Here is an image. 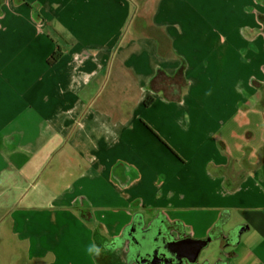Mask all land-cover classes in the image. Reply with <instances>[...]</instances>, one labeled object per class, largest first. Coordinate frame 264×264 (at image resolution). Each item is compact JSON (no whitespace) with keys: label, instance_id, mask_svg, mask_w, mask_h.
<instances>
[{"label":"crops","instance_id":"crops-1","mask_svg":"<svg viewBox=\"0 0 264 264\" xmlns=\"http://www.w3.org/2000/svg\"><path fill=\"white\" fill-rule=\"evenodd\" d=\"M155 3L0 0V229L86 264L136 212L227 219L248 228L211 264H264V0ZM181 65L179 98L151 89Z\"/></svg>","mask_w":264,"mask_h":264},{"label":"flooded vegetation","instance_id":"flooded-vegetation-1","mask_svg":"<svg viewBox=\"0 0 264 264\" xmlns=\"http://www.w3.org/2000/svg\"><path fill=\"white\" fill-rule=\"evenodd\" d=\"M151 219H145V226L147 228ZM162 222H157V225H150L143 231L140 230L139 224H134L130 228L128 237L122 236L112 241L110 253H104L103 260L109 261V264H198L202 263L204 259L198 257V262L194 260L193 249L186 250L184 254H177L174 246L180 243L191 242L187 234L181 230L179 222H170L164 216ZM167 225L168 229L165 227ZM164 229V230H163ZM166 229V230H165ZM166 237L163 239V237ZM187 238L186 240H182ZM124 239V240H123ZM166 241V243H163ZM124 244V248L118 249V244ZM164 244L170 246L169 251L165 252ZM123 246V245H122ZM202 252V251H201ZM101 257V254L97 258ZM205 264V263H203ZM207 264V263H206Z\"/></svg>","mask_w":264,"mask_h":264},{"label":"rangeland","instance_id":"rangeland-1","mask_svg":"<svg viewBox=\"0 0 264 264\" xmlns=\"http://www.w3.org/2000/svg\"><path fill=\"white\" fill-rule=\"evenodd\" d=\"M142 1L143 0H128L129 5L130 6L133 5V8H131L132 12H134V10L137 8V6L141 7ZM145 1L147 3V6H149V8H153L156 5L155 0H145ZM138 10H140V9H138ZM135 32L137 33V30ZM178 70H179V68L176 70L175 73H177ZM122 78H124L123 75L119 74L117 81L114 83L116 86H118V88L122 87V85L126 81L125 79L122 81L121 80ZM75 175H77V174L58 176V178L61 180L57 181V184H56L57 189L61 188V186L59 185L60 181H61L62 185H64L67 180L71 181L70 179L74 178ZM145 215H146L145 216L146 220L151 219V218H149V216H152V215H150L148 213ZM115 241H116V238H114L113 242H115ZM12 243L14 244L13 247H12ZM111 245H112V241H111ZM122 245L118 244L117 248L121 250L122 247L124 248V244H122ZM237 246H239V244L235 245V247H237ZM109 249L110 248L108 246H103L102 248H100V254H101L100 258L99 257L97 258L98 255H96V254H92L90 256V253H87L83 256V260H87L86 264H91V263H89V259L91 257L92 261H97V262H99V264H109V261L103 260L104 253H110ZM229 250H231V246H227L225 248L224 256L230 255ZM222 254L223 253L219 247V243L217 241H211L207 245V247L203 248L201 255H200V258L201 259H208L211 262V260L216 259L217 257H219ZM53 258H54V256L52 254H50L48 256H37V255L30 254L28 249H27L26 243H21V242L18 243L16 240H14V238L11 237V235L9 234V230L7 228V223H5V225H4V231L2 229H0V264H53V262H54ZM235 260H236V258H235ZM67 264H69V263L67 262Z\"/></svg>","mask_w":264,"mask_h":264},{"label":"water","instance_id":"water-1","mask_svg":"<svg viewBox=\"0 0 264 264\" xmlns=\"http://www.w3.org/2000/svg\"><path fill=\"white\" fill-rule=\"evenodd\" d=\"M162 214H158L150 223V225H157V222H162ZM227 220V219H226ZM226 220H220L219 223L214 227L213 230H211V232L204 238H194L191 236H188L189 240L191 242L189 243H180L174 247L175 251L177 254H181V256L184 254V252L186 250H191L193 249V253H194V260L198 262V257L201 253V251L203 250V248L207 247V245L213 241L214 239L219 238L220 239V248H224L230 244H237L239 242V237L240 235L243 233V231L247 230V226L242 225V224H238L236 226H234L233 228H231L230 230H228V232H225L223 229V224L225 223ZM139 224V228L141 231H143L144 229L147 228H143L145 226V218L142 212H136L133 216V220L127 224L125 226V228L123 229L122 234L125 237H128V233H130V228L134 225V224ZM167 229V225L165 226ZM164 230V229H163ZM166 230V229H165ZM169 230V229H168ZM166 237L164 236L163 239H165ZM187 238H184L182 240H186ZM163 243H166V241H163ZM164 251L167 252L170 249V246L168 244H164L163 247ZM203 263H207V264H211L210 260L206 259L204 260L202 263L198 264H203ZM213 264H227V261H223V260H217L216 262H214Z\"/></svg>","mask_w":264,"mask_h":264},{"label":"trees","instance_id":"trees-1","mask_svg":"<svg viewBox=\"0 0 264 264\" xmlns=\"http://www.w3.org/2000/svg\"><path fill=\"white\" fill-rule=\"evenodd\" d=\"M122 37V36H121ZM62 55L61 48H57L51 55V60L56 61ZM184 65H181L177 73L170 75L163 70L158 69L155 76L151 78L150 87L153 91H161L166 97L170 99H177L180 96L181 89L186 85V78L184 75ZM154 96L148 95L144 103L149 105L153 102ZM213 230V229H212Z\"/></svg>","mask_w":264,"mask_h":264},{"label":"clouds","instance_id":"clouds-1","mask_svg":"<svg viewBox=\"0 0 264 264\" xmlns=\"http://www.w3.org/2000/svg\"><path fill=\"white\" fill-rule=\"evenodd\" d=\"M89 252L99 255V249H97L95 246L89 248Z\"/></svg>","mask_w":264,"mask_h":264}]
</instances>
